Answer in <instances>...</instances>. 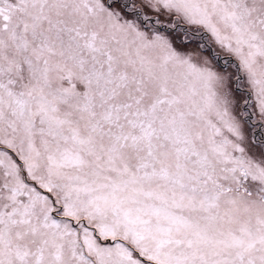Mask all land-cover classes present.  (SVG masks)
Masks as SVG:
<instances>
[{"label": "snow or ice", "instance_id": "snow-or-ice-1", "mask_svg": "<svg viewBox=\"0 0 264 264\" xmlns=\"http://www.w3.org/2000/svg\"><path fill=\"white\" fill-rule=\"evenodd\" d=\"M0 264H264V0H0Z\"/></svg>", "mask_w": 264, "mask_h": 264}]
</instances>
